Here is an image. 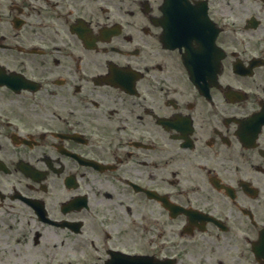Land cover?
Returning a JSON list of instances; mask_svg holds the SVG:
<instances>
[{
    "label": "flooded vegetation",
    "instance_id": "flooded-vegetation-1",
    "mask_svg": "<svg viewBox=\"0 0 264 264\" xmlns=\"http://www.w3.org/2000/svg\"><path fill=\"white\" fill-rule=\"evenodd\" d=\"M0 214L47 264H264V0H0Z\"/></svg>",
    "mask_w": 264,
    "mask_h": 264
},
{
    "label": "rangeland",
    "instance_id": "rangeland-1",
    "mask_svg": "<svg viewBox=\"0 0 264 264\" xmlns=\"http://www.w3.org/2000/svg\"><path fill=\"white\" fill-rule=\"evenodd\" d=\"M29 255L27 252H24L23 256ZM18 257H13L12 255L8 257L7 254H4L3 257V251L0 252V264H21L18 262ZM24 259V258H23ZM25 263L28 264V262L24 259ZM30 264V263H29Z\"/></svg>",
    "mask_w": 264,
    "mask_h": 264
}]
</instances>
